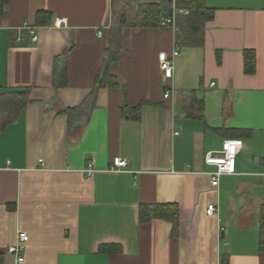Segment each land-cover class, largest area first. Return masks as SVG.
I'll list each match as a JSON object with an SVG mask.
<instances>
[{"label":"crops","instance_id":"crops-1","mask_svg":"<svg viewBox=\"0 0 264 264\" xmlns=\"http://www.w3.org/2000/svg\"><path fill=\"white\" fill-rule=\"evenodd\" d=\"M189 1L6 0L0 94L29 91L0 128V264H264V0H204L202 26L183 13L161 25ZM148 3L159 24L137 26ZM226 141L242 143L236 173L214 187L206 156ZM115 157L128 168L111 171Z\"/></svg>","mask_w":264,"mask_h":264},{"label":"trees","instance_id":"trees-1","mask_svg":"<svg viewBox=\"0 0 264 264\" xmlns=\"http://www.w3.org/2000/svg\"><path fill=\"white\" fill-rule=\"evenodd\" d=\"M6 4V0H0V9L3 10L4 5ZM188 14L187 16L193 18L194 22L192 23V26L194 28V25L202 26L207 20H210L214 16V11L210 10L207 8L205 5L204 0H190L189 3L185 4ZM42 12L39 13V16H41ZM160 15H161V9L157 6V4L151 3V4H144L140 8V11L137 14V26H157L160 21ZM120 19L115 18V26L120 25ZM112 40H111V46H118L119 45V36H117V33L112 34ZM245 59H246V72L251 73L255 71V53L251 51H246L245 52ZM65 76V75H64ZM63 76V78H64ZM105 77V78H104ZM104 77L99 79L97 81V88L102 87V86H107L112 79L110 77V74L108 72H104ZM61 76V79H63ZM28 89H23V90H16L12 93L11 97L8 96L7 94L4 95V93L0 94V101L2 105H4L6 108H9L11 111V114H8L6 116V119H4L2 125L0 126L1 129H3L9 122L13 121L18 113V111L24 107V105L28 101L27 93ZM197 106V110H198ZM201 113L203 114V106H201ZM195 113V112H194ZM148 209V208H145ZM143 209L142 215L146 219H149L151 217H154L158 215V212L154 209L153 211L152 208H149L148 210L150 213H148L147 210ZM260 249L264 251V207L261 212V218H260ZM115 250V246H108V247H102V251H107V252H113Z\"/></svg>","mask_w":264,"mask_h":264},{"label":"built area","instance_id":"built-area-1","mask_svg":"<svg viewBox=\"0 0 264 264\" xmlns=\"http://www.w3.org/2000/svg\"><path fill=\"white\" fill-rule=\"evenodd\" d=\"M178 13L188 14V10L177 9L176 6L172 9V14L164 17L161 21L162 26L174 25L175 17ZM63 19L57 20L56 24L60 26L63 23ZM32 40L36 42L38 40V34L35 27H29ZM103 32L99 31V36H102ZM174 55H178L179 51L175 50ZM161 69L163 71V75L166 79H169L173 76L174 67L172 59L167 57L166 55H161ZM214 85V83L212 84ZM170 91L167 90L165 93V97H169ZM242 147V143L240 141H226L223 145V149L218 152H210L206 156V163L209 165L216 166L217 169L210 173L211 175V183L214 187H218L220 183V178L223 175H230L236 173V156L238 153V149ZM129 166V162L127 159L121 157H115L112 162V166L110 168L111 171H122L127 169ZM97 169L93 162L89 163L87 168L85 169V173L88 177H91ZM217 211V206L214 204L209 205L207 212L210 215L215 214ZM29 240V235L27 232H20L18 236V243L11 248V252L17 256L18 262H23L25 260L22 252L25 248V243Z\"/></svg>","mask_w":264,"mask_h":264},{"label":"water","instance_id":"water-1","mask_svg":"<svg viewBox=\"0 0 264 264\" xmlns=\"http://www.w3.org/2000/svg\"><path fill=\"white\" fill-rule=\"evenodd\" d=\"M167 10H168V12H170V9L168 8V6H165L164 11H167Z\"/></svg>","mask_w":264,"mask_h":264}]
</instances>
